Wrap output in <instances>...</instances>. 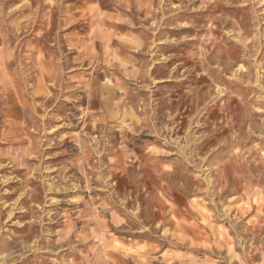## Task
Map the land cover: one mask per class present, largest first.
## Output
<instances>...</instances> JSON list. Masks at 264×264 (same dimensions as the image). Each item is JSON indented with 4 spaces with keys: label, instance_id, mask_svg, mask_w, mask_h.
<instances>
[{
    "label": "clouds",
    "instance_id": "9594fccd",
    "mask_svg": "<svg viewBox=\"0 0 264 264\" xmlns=\"http://www.w3.org/2000/svg\"><path fill=\"white\" fill-rule=\"evenodd\" d=\"M193 2L167 0L166 7L165 0H155V6L153 0H94L87 28H79L90 32V39L79 49L80 55L71 56L64 49L66 29L79 19L74 5L67 0H31L30 4L26 0L31 11L24 23L13 19L15 8L5 10L6 0H0V170L8 169L6 178L0 173V188L20 179L22 190L11 204L9 217L14 212L32 213V220L13 221L19 229L29 225L24 233L0 223V264H31L28 258L38 252L49 254L47 264H164L156 255L158 249L182 264H217V259L219 264L237 260L239 264H264V211L246 222L254 234L250 241L244 240L236 228L243 217L232 215L224 195L227 190L236 199L243 189L240 200L248 196L251 201L255 195L264 209V119L246 125L229 118L211 127L204 125L199 135L184 133L179 107L162 108V102L172 104L175 89L157 88L159 81L151 71L169 59L164 55L152 59L157 55L154 42L164 27L165 13L188 10ZM221 2L241 9L235 16H217L213 21L221 20L222 30L230 24L227 35L243 55L222 61L205 53L209 59L202 62L203 73L213 81L216 99L235 96L249 113H264V84L259 85L258 96L253 93L247 98L227 85L234 78L229 73L249 83L256 72L264 74V60H258L259 49L264 48V0H201L191 11ZM104 3L111 4V9L101 10L99 5ZM143 10L148 12L142 17ZM148 15L153 22L146 24ZM117 24L126 27L117 29ZM185 24L194 27L191 21ZM93 41L100 43L93 47ZM158 42L178 41L173 37ZM183 78L169 75L161 79ZM198 126L199 122L192 125ZM17 138L23 143H17ZM252 165L258 166L255 174ZM20 169L35 173L38 183L32 186L15 176ZM38 188L45 197L36 205L40 213L18 206L22 197L39 196ZM51 193H75L66 202L75 200L85 206L68 210L71 223L66 230L33 227L42 223L44 207L60 203ZM156 193L174 201L173 206L165 207ZM193 194L210 209L204 217L209 227L213 220L227 225L220 228L224 247L234 243L238 253L219 256L212 251L218 247L214 231L204 233L212 238L203 245L208 252L193 255L202 245L190 243L186 233H203L200 217L189 224L183 219L191 218L186 202ZM8 207L0 200V213ZM156 208L163 216L156 214ZM243 210H248V204ZM173 216L181 219L174 224ZM84 217L94 223L77 231L75 222ZM229 231L235 233L234 241ZM73 232L74 241L70 240ZM127 248L134 251L129 253ZM68 251L73 255H60Z\"/></svg>",
    "mask_w": 264,
    "mask_h": 264
},
{
    "label": "rangeland",
    "instance_id": "374dc122",
    "mask_svg": "<svg viewBox=\"0 0 264 264\" xmlns=\"http://www.w3.org/2000/svg\"><path fill=\"white\" fill-rule=\"evenodd\" d=\"M67 2L75 6L72 10L76 12V15L79 17V19L76 21V23L69 24L66 29L69 35L66 38V46L64 50L69 52L71 56H78L81 54L79 49L83 47L85 41L90 39V32H80L79 28L80 26L87 28L88 18L92 14L91 8L93 7L94 0H89L88 4H85L83 0H67ZM200 2L201 0H194L188 10L176 11L173 15H168L165 13V19L163 20L164 27H162L160 32L157 33V41L154 42L156 46L153 49L156 51L157 55L152 57V59H159L160 55L168 56L169 59L165 62L156 64L151 70L152 74L155 75L159 81L156 84V87L175 89L172 94V104L168 105L166 102H162V108L171 107L175 109L176 107H179L183 117V132L189 135L193 133L199 135V133L204 130V125L211 127L220 121L226 122V120L229 118L235 122L245 121L246 125L248 123L253 125L259 124L260 121L264 119V113H249L245 106L238 103L235 96L230 98L228 95H224L219 99H216V89L213 87V81L208 78V74L203 73L202 67V62L209 59V56L205 55V53H209L211 56H219L222 61H227L230 57H235L236 55H243V50L235 47V41H232L227 35L230 24L224 25L222 30L221 20L213 21V17L217 16H220L221 19L227 16H235L241 11V9L233 7L231 3L221 2L213 3L197 12H192L191 8H198ZM27 3L30 4L31 0H27ZM172 3L180 4V0H172ZM185 3H188V0H185ZM153 5L155 6V0H153ZM165 6H168L167 0H165ZM4 7L5 10L14 7L15 11L11 13V17L24 23H28L26 18L30 15L31 10L26 6V0H6ZM99 8L101 10H110L111 4H100ZM181 8L183 9V5H181ZM147 12L148 10H143L140 15L143 17L147 14ZM54 19L55 18L52 17L48 21L50 29ZM185 21H191L194 27L186 25ZM151 22H153L152 17L151 15H148L145 23L147 24ZM125 27V25H116L117 29H122ZM73 29H77V31L73 32ZM173 37H175V40L178 42H158L166 38L171 40ZM189 37H197V39H191ZM99 43L100 41H93L92 45L95 47V45ZM258 60H264V48L259 49ZM85 66H87V62H85ZM193 69H195V71H193ZM197 73L202 74L197 75ZM169 75L172 77H180L183 75L185 78L161 79L163 77H168ZM229 75L234 77L232 80L227 81L229 90L235 92L237 95H242L245 98L252 96L253 93L258 96L259 85L264 84V74L259 72H256L254 77L249 78L252 79V83H249L248 79L241 81L239 75L235 73H229ZM240 75H242V73ZM210 87L212 88L211 93L209 92ZM157 95H159V93H157ZM193 96L196 97L195 100H193ZM177 119L180 120L181 117H177ZM197 122H199V126L192 127V125L197 124ZM16 142L23 143V141L19 138H17ZM57 159H59V157H57ZM257 167V165L251 166L254 174ZM0 173L3 174V178H6L8 169L5 168L0 170ZM14 175L20 176L32 186H35L38 183L34 179L35 173H30L26 169H20ZM55 175V173H52L53 177H55ZM232 183L233 181L229 179L230 187L232 186ZM20 185L21 180L14 178L7 184H4L2 188H0V192L4 193L2 196H0V200H3L5 203L9 204V207L4 208L3 212L0 213V223H2L6 228L10 227L17 233H24L29 229V225L26 224L23 229H19L15 227L13 221L18 218L22 220H32V213L14 212L12 213L11 217H9L11 204L16 200L17 196L22 190ZM253 186L255 188L260 187L258 184H254ZM195 187L196 184H193V192ZM37 191L40 192L39 196L33 197L32 200H29L27 197H22L18 206L34 208L37 213H40L41 209L37 208L36 205L41 203L45 197L43 191H41L39 188ZM149 191L155 192V189L149 188ZM242 193L243 189H240V191L236 194V199H233L231 195H228L227 190L225 191L224 195L228 196L227 202L230 205L232 215H241L243 217L240 224L236 225L237 231L241 233L244 240L250 241L254 233L251 227L247 226L246 222L253 216H257V218H259V211H264V209L260 208L255 195H252L251 201H249L248 196H244V199L240 200L239 196L242 195ZM50 195L53 199L59 200L60 203H53L49 207H44L43 212L45 214L42 217V223L34 225L33 227L37 229L43 227L45 231L51 229L54 232L58 229L66 230L71 223V217L69 216L68 210H75L77 206L80 209H83L85 206L82 202L77 204L75 200H73L71 204L66 202V198L74 196L75 193H51ZM156 195L159 196L161 201L165 203V207L173 206L174 201H169L163 193H156ZM140 199L143 201L144 197L141 196ZM144 203H147V201H144ZM186 203L188 211L191 213V218L188 216L183 217L185 223L189 224L192 222V218L200 217L199 228L203 229V233H199L197 235H192L191 231L186 233L189 235L190 243L194 245H202V247L194 251L193 255H195L196 252H208V249L203 247V245L208 244L212 238L205 237L204 233L214 231L217 233L215 239L218 241V247L212 251L217 252L219 256H223L231 251H235L237 253L239 252V249L235 248L234 243H230L228 247H224L225 237L220 232V228L227 227L226 224H216V222L213 220V227H209L208 219H204V217L208 216L210 212L206 202L204 205H201L200 197L193 194L189 197V201ZM244 204H248V210L246 212L243 210ZM143 207L144 204L142 203L141 208ZM154 211L157 215L163 216V213L159 210V208L154 209ZM179 219L181 218L176 216L172 217L174 224ZM86 223H94V221H89L86 217L78 219L75 222L76 230L79 231L80 228ZM246 227L248 230L243 231V229ZM79 234L86 238L85 232H80ZM75 235L76 232H73L72 236H70V240L74 241ZM228 236L232 239V241L235 240V233L229 231ZM55 238L56 237H53V239ZM40 243L43 245L44 241L41 240ZM80 247H85V245H80ZM126 250L129 253L134 251L131 248H127ZM48 255V253L38 252L29 257L28 260L31 262V264H47ZM60 255L71 256L73 253L71 251L61 252ZM156 255H158L160 259L164 261V264H182L181 261L173 259L163 249H158ZM203 258V255L199 256V259ZM210 258L217 259L216 256H211ZM255 258H259V254ZM217 264H219L218 259ZM234 264H239V261H235Z\"/></svg>",
    "mask_w": 264,
    "mask_h": 264
}]
</instances>
